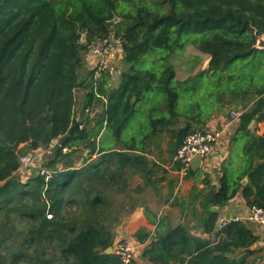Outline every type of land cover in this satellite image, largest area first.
<instances>
[{
  "label": "trees",
  "instance_id": "obj_1",
  "mask_svg": "<svg viewBox=\"0 0 264 264\" xmlns=\"http://www.w3.org/2000/svg\"><path fill=\"white\" fill-rule=\"evenodd\" d=\"M112 36L122 41L127 67L119 88L108 87L109 70L95 80L97 67L86 61L93 43ZM262 36L264 0H0V264H124L106 253L116 245V229L141 201L134 195L157 191L159 170L168 175L165 162L150 156L168 137L167 165L176 172L187 136L208 131L212 115L230 119L233 111L240 119L230 143L245 139L242 157L231 150L219 186L203 180L208 190L195 188L188 203L215 240L195 238L183 224L164 227L148 208L155 234L141 228L134 239L151 241L141 253L150 264H251L260 240L253 227L239 221L217 232L216 225L238 195L249 208L264 209V49L256 47ZM189 45L209 59L208 68L178 80L171 59ZM144 59L152 70L138 67ZM78 90L85 91L81 114ZM142 102L151 103L150 128L131 133ZM100 104L92 118L87 109ZM181 116L195 125L179 126ZM54 142L45 164L55 172L50 180H24V151ZM81 145L88 155L77 167ZM135 176L142 183L132 187Z\"/></svg>",
  "mask_w": 264,
  "mask_h": 264
},
{
  "label": "crops",
  "instance_id": "obj_2",
  "mask_svg": "<svg viewBox=\"0 0 264 264\" xmlns=\"http://www.w3.org/2000/svg\"><path fill=\"white\" fill-rule=\"evenodd\" d=\"M121 55V54H120ZM122 56V55H121ZM88 61V60H87ZM209 59H207V62ZM92 65L91 61L88 62ZM206 67V65H205ZM205 67L202 69L204 70ZM111 74V72H110ZM195 75H189L184 79H177L178 80H185L187 78L193 77ZM114 77L112 80L114 81ZM110 86V82L108 83V87ZM95 112L91 114L93 118ZM206 120V119H205ZM186 123H191L195 125V121H191L190 117L181 116L180 117V124L185 125ZM203 123H201L202 125ZM238 122H230L228 116L224 114H214L211 118L206 120V127L208 130H220L222 128L226 129L225 132V139L226 145L224 146H217L214 151L211 153L209 158L205 161L203 167H199L198 170L199 174L196 176L188 175L186 177L179 176L176 172L173 171L170 164L166 167L169 176H159L160 182L157 186V191L153 188V195L151 196V204L146 205L144 201H140L136 210L131 214L127 219L123 221L119 227L116 229V242L118 241V237H130L134 239L135 233L141 229L146 228L148 232L151 234H155L156 225L150 224L147 217L144 214V209L148 208L150 211L155 213L158 218L164 219V227L173 226L176 227L179 224H183L186 226L190 234L202 240H215V234H207L204 233L203 228L197 221V219L193 216L194 211L192 206H189L188 203L192 199L191 195L193 194L195 188H198V191L208 190V186L203 183V180H206L204 176H208L207 179L210 182L209 187L217 188L219 186V179L221 176V167L224 162L230 156L231 147L233 146L230 143L231 137L237 127ZM200 125V124H199ZM200 125V126H201ZM256 123L252 124L251 127L253 128ZM259 127V134L264 133V122L258 125ZM167 140V139H166ZM169 142V138L167 143ZM167 146L165 145V148ZM64 152V151H63ZM69 152L67 149L66 152ZM86 155V154H85ZM88 155V154H87ZM96 156L93 157L95 159ZM236 159V157H234ZM239 159V158H237ZM236 159V160H237ZM24 180H27L28 177L22 176ZM140 197V196H139ZM163 198V202L161 201ZM174 198V201L171 199ZM198 211H202L199 204H196L195 207ZM249 207L247 206L245 200L241 195H238L235 199H233L226 207L220 210L221 216H230V215H246L248 213ZM219 211V208L217 209ZM254 231L258 236H260V243H264V234L257 228L255 225H252ZM115 242V243H116ZM151 241L141 244V248L136 259L138 264H150L141 258V253L144 248L150 243ZM114 253V252H113Z\"/></svg>",
  "mask_w": 264,
  "mask_h": 264
},
{
  "label": "built area",
  "instance_id": "obj_3",
  "mask_svg": "<svg viewBox=\"0 0 264 264\" xmlns=\"http://www.w3.org/2000/svg\"><path fill=\"white\" fill-rule=\"evenodd\" d=\"M113 37V36H112ZM110 38L109 40L97 41L89 47V53L87 56L88 62L91 61L92 66H96L95 80L102 78L105 71L111 72L110 64L111 60L109 56L111 54L121 53L122 41L116 38ZM104 103L108 100L103 97ZM102 109V107H101ZM96 111V110H94ZM94 111L87 109V112L92 114ZM240 119V112L233 111L230 114V122H238ZM226 129L220 130H208L197 131L185 139L182 147L179 149L174 162L180 164V169L176 171L179 176L186 177L190 174L191 161L194 157H199L202 160V166L209 158L211 153L217 146L226 145L225 139ZM64 152L67 149L63 150ZM21 171L27 168L35 167V157L32 154L23 156L21 158ZM193 170V169H192ZM55 172L48 170L46 167L41 166L38 170V174L45 178L46 181L50 180ZM243 221L250 225H255L264 234V209L257 206L250 207L246 215H230L220 216L216 225V231L220 232L232 222ZM141 245L136 242L135 239L124 237L116 242L114 252L121 257L124 264H134L136 261Z\"/></svg>",
  "mask_w": 264,
  "mask_h": 264
},
{
  "label": "rangeland",
  "instance_id": "obj_4",
  "mask_svg": "<svg viewBox=\"0 0 264 264\" xmlns=\"http://www.w3.org/2000/svg\"><path fill=\"white\" fill-rule=\"evenodd\" d=\"M114 23H117V22L114 21ZM112 38H114V36ZM120 54L121 53H118V54L113 53V54H111V56H109V58L112 59L111 64H110L111 77L109 80L110 86H112V87L114 86V81L112 80L113 76H115L116 73L121 74L123 70L127 69V67L123 63V59H122V56ZM145 62H146V59H144L139 64L138 67H140L142 69L152 70V68H153L152 60H149L146 63ZM171 63L175 66V68L177 70L178 79H184V78L188 77L189 75L198 74L207 64V58L205 55L200 54L194 47L189 45L187 50L184 53H177L175 56H173V58L171 59ZM86 66H84L82 68V70L80 71L81 79L88 75ZM81 74H82V76H81ZM76 98H77L76 113L81 114L82 108L84 106L85 91L84 90H78L77 94H76ZM150 104L151 103L146 104V103L142 102V104L139 105L138 112L135 113V115L130 120V123H132L131 125H129L132 128V130L130 131L131 133H133V132L138 133L140 126H146V129L150 128L149 122H150V118H151L150 116L152 115L151 109L148 108V105H150ZM101 111H102V109H101V104H100L97 107L96 111H94L95 115L93 118L99 116ZM140 133H141V131H140ZM103 134L105 135V131L102 133V135ZM167 140H168V137H167ZM167 140H164V145L162 144L161 146H159L156 154L150 156V158L152 160H156V162H158L159 164H162V162H165V165L164 166L162 165L163 168H166L168 166L167 164L169 163V154H168V148L169 147L165 148V145L167 146ZM56 144H57V142H54L52 147H50V149L40 148V149L34 150V151H29V150L26 151L25 150L23 156H27L29 154H32L35 157V167L27 168L25 170L22 169L21 173L19 172V174L24 176V177H28V178L37 175L38 170H40L41 166L44 165V167H45V164L47 162L46 158L48 156H50L51 151H53L52 148L54 146H56ZM244 144H245V139H241L232 146L231 150H232L234 157H236V159H237V157L238 158L242 157ZM87 152L88 151H85V149L82 145L77 148V150L75 151V154H74V158L76 160V166L77 167L80 166L84 162V158L87 157V155H85ZM158 176H164V173H162V171L159 170ZM167 176H169V175H167ZM204 177H205V179L209 178L208 176H204ZM139 183H142V180L139 176H135L131 180V186L132 187H135ZM153 194L154 193L151 190V188H147L145 193L142 196H140V197L136 196V195H134V196L137 199L140 198V200L145 202L144 204L149 206V204H151V202H152L151 196ZM171 200L174 201V198H172ZM161 201L163 202V198ZM134 204L137 205V203H135V202H134ZM138 205L136 206V208L138 207ZM131 214H133V213H131ZM129 216H127V218ZM122 238H124V237L120 236L117 239L119 241ZM127 238H130V237H127ZM115 242H116V240H115ZM112 249L114 250V247H112ZM253 250H254V254L250 257V260L252 262L251 264H264V243L258 242L254 246Z\"/></svg>",
  "mask_w": 264,
  "mask_h": 264
},
{
  "label": "water",
  "instance_id": "obj_5",
  "mask_svg": "<svg viewBox=\"0 0 264 264\" xmlns=\"http://www.w3.org/2000/svg\"><path fill=\"white\" fill-rule=\"evenodd\" d=\"M115 22H118L119 19L118 18H115L114 20ZM257 48H260V49H264V36L260 37L258 39V42H257V45H256ZM208 63L209 61L207 62L206 64V67L205 69L208 68ZM114 84L116 85L117 88H119L121 86V77H120V74L119 73H116L115 74V77H114ZM256 123L255 121L252 122V124ZM251 124V125H252ZM88 154V152L86 153V155ZM202 166V160L199 158V157H194L191 161V167L193 170H198L199 167ZM244 184L246 183L245 181L243 182ZM217 207H214L212 210L214 212H217ZM114 252V250L112 248H109L106 253L107 254H112Z\"/></svg>",
  "mask_w": 264,
  "mask_h": 264
}]
</instances>
